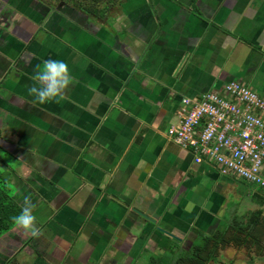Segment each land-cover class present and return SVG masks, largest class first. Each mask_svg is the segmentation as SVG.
I'll use <instances>...</instances> for the list:
<instances>
[{
  "label": "crops",
  "instance_id": "1",
  "mask_svg": "<svg viewBox=\"0 0 264 264\" xmlns=\"http://www.w3.org/2000/svg\"><path fill=\"white\" fill-rule=\"evenodd\" d=\"M108 1L100 18L73 0H0V168L36 216L35 234L0 241L21 250L15 264H146L214 234L224 194L237 196L167 131L184 98L228 82L264 97V0ZM45 59L73 80L41 104L28 88Z\"/></svg>",
  "mask_w": 264,
  "mask_h": 264
},
{
  "label": "built area",
  "instance_id": "2",
  "mask_svg": "<svg viewBox=\"0 0 264 264\" xmlns=\"http://www.w3.org/2000/svg\"><path fill=\"white\" fill-rule=\"evenodd\" d=\"M179 120L168 137L195 163L210 162L228 177L264 190V97L239 82L223 93L207 92L181 101Z\"/></svg>",
  "mask_w": 264,
  "mask_h": 264
},
{
  "label": "trees",
  "instance_id": "3",
  "mask_svg": "<svg viewBox=\"0 0 264 264\" xmlns=\"http://www.w3.org/2000/svg\"><path fill=\"white\" fill-rule=\"evenodd\" d=\"M46 4H49L51 0H40ZM60 1V0H56ZM74 6L84 10L87 13L92 15H105L108 7V0H73ZM115 2V1H113ZM98 3H102L105 7L104 11L97 10L94 12L95 5ZM113 4V3H112ZM1 132H0V154L5 153L4 149L1 147ZM0 158H2L0 156ZM3 159V158H2ZM1 174H4L0 169V237L6 235L8 232L12 231L17 226L12 222L11 217L21 210L22 206L18 204V202L10 197L8 194V190L6 189V184L8 181L3 180L1 178ZM234 180L242 182L241 180ZM248 186L247 184H245ZM250 187V186H249ZM259 190L264 195V190L261 188H255ZM264 205V201H261V206ZM263 214V210H258L251 216H249L244 224L237 223L233 219L231 223L234 225L227 226L225 229H218L214 234L208 235L204 232H200L198 234V238L194 242L193 246L189 250L185 249H174L170 247L167 250L172 251L174 254L178 253L179 257L177 259L171 260L169 264H221L222 262L219 260L220 249H224V247L235 246L237 248L252 246L253 249L256 250L257 254L263 259L264 258V240L262 239V234L264 233V220L262 222L261 216ZM199 239L203 240L202 245H198L197 241ZM167 253V252H165ZM165 253L163 254L165 256ZM167 255V254H166ZM154 262V260H150L149 263ZM158 264L161 262L157 261ZM264 263V262H263Z\"/></svg>",
  "mask_w": 264,
  "mask_h": 264
},
{
  "label": "rangeland",
  "instance_id": "4",
  "mask_svg": "<svg viewBox=\"0 0 264 264\" xmlns=\"http://www.w3.org/2000/svg\"><path fill=\"white\" fill-rule=\"evenodd\" d=\"M112 1H114V0H112ZM104 16L105 15H103V17ZM104 18H106V17H104ZM110 20H111V18H110ZM2 156L4 159L8 160V156L4 155V153H2ZM1 171H2V169H1ZM4 173H5V171H4ZM1 175H2L1 178L3 180L10 181L9 173H5V174H1ZM6 185H7L6 189L8 190L9 196L13 197L14 194H13V191L11 190V186H10L9 182ZM235 189H236L237 196L232 191H229L228 193L224 194L227 196V200H226L225 206H224L223 211H222L223 219L220 222L218 229H221V230L225 229L227 226H229V224L233 221V219L237 223L244 224V221L249 216H251L253 213H255V211L253 212V210L257 209V211H258L259 207H261V210H263V214L261 216L262 222L264 220V209H263L264 205L261 206V201H264V195L259 190H256L255 188H252V187L247 188L241 182L236 183ZM13 199H14V197H13ZM230 225H234V224L231 223ZM17 229H19V228H15L14 230H17ZM12 231H10V232H12ZM6 236L7 235H4V236L2 235L0 237V241L2 239H4ZM176 239L180 240V237H177ZM262 239L264 240V233L262 234ZM177 243H178V245L180 244L179 242H176L174 240L172 244H174V246H176ZM202 243H203L202 239H199L197 241L198 245H202ZM7 246H8V242H6V245L0 244V264H3L2 263V259H4L3 254H5V251H7L9 249V247H7ZM54 246H55V244H53L51 246V249L57 250L56 246L55 247ZM164 252H167V253H165V256L164 255L158 256V255L146 254V256L144 257V262L146 264H158L157 261L158 262L160 261L161 264H169L171 262V260L175 261V259H177L179 257L178 253L174 254L170 250H167ZM5 255H7V254H5ZM219 255H220L219 260L222 262L221 264H264L263 263L264 258L262 259L257 254L256 250L252 248V246H250L249 248L242 247L240 249L235 247V246L224 247V249H220ZM10 256H11V254L8 255L9 258H10ZM20 257H22V256H20ZM151 258H153L152 261L154 260V262L149 263ZM33 260H34V258H32V261ZM128 260H129V262H130V260L134 261V258L129 257ZM6 261H7V258H6ZM32 261L31 260L29 261L26 259V264H29V262L32 263ZM97 261H98L97 258L95 256H93L90 260V264H97ZM132 261H131V264H138L137 262H135V261L132 262ZM20 262H21V260L19 261V263ZM9 263L15 264L13 261H10V262L7 261L6 264H9ZM19 263L17 262V264H19ZM104 263H100V264H104ZM211 264H213V263H211Z\"/></svg>",
  "mask_w": 264,
  "mask_h": 264
},
{
  "label": "clouds",
  "instance_id": "5",
  "mask_svg": "<svg viewBox=\"0 0 264 264\" xmlns=\"http://www.w3.org/2000/svg\"><path fill=\"white\" fill-rule=\"evenodd\" d=\"M35 79L38 85L28 88L30 95L41 104L47 103L62 96L70 87L73 77L67 62L62 59H45L36 65ZM35 207L30 196L23 198V206L19 213L11 217L12 222L21 230L36 232V216L33 214Z\"/></svg>",
  "mask_w": 264,
  "mask_h": 264
},
{
  "label": "flooded vegetation",
  "instance_id": "6",
  "mask_svg": "<svg viewBox=\"0 0 264 264\" xmlns=\"http://www.w3.org/2000/svg\"><path fill=\"white\" fill-rule=\"evenodd\" d=\"M40 1V0H39ZM41 2V1H40ZM42 3H44V2H42ZM45 4V3H44ZM47 5V4H46ZM51 7V6H50ZM15 248L16 247H13V248H11V247H9V249L7 250V251H5V254H7V255H5V254H3V257H4V259H2V263L3 264H6L7 263V261L8 262H10V261H13L14 263H15V260H17L16 259V257H18V255H19V253L21 252V250L20 251H16L15 250ZM13 251V252H12ZM15 252V253H14ZM3 253V252H2ZM1 253V254H2ZM12 253H14L13 254V256H12ZM11 254V256H10V258L8 257V255H10ZM6 258H7V261H6ZM10 264V263H9Z\"/></svg>",
  "mask_w": 264,
  "mask_h": 264
},
{
  "label": "water",
  "instance_id": "7",
  "mask_svg": "<svg viewBox=\"0 0 264 264\" xmlns=\"http://www.w3.org/2000/svg\"><path fill=\"white\" fill-rule=\"evenodd\" d=\"M142 216H144V215H142ZM144 217H145V216H144ZM159 230H160L162 233L168 235L169 237H172V238H174V239L177 238L172 232L167 231V230L164 229V228H161V227H160Z\"/></svg>",
  "mask_w": 264,
  "mask_h": 264
}]
</instances>
